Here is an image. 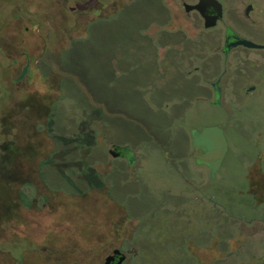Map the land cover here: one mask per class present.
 <instances>
[{
    "label": "rangeland",
    "instance_id": "obj_1",
    "mask_svg": "<svg viewBox=\"0 0 264 264\" xmlns=\"http://www.w3.org/2000/svg\"><path fill=\"white\" fill-rule=\"evenodd\" d=\"M182 2L191 0H0V204L9 197L2 189L16 187L18 197L0 218V243L25 242V264H103L115 248L122 264H151V251L154 264H178L176 245L189 236L179 241L177 231L212 246L213 262L215 242L236 249L248 239L240 233L260 225L248 222L264 217V204L240 192L242 169L264 153L255 135L264 111L257 96L238 94L240 111L214 104L202 64L220 73L226 62L206 42L196 47L206 31ZM227 119L231 152L212 185L193 186L198 170L209 174L191 156V131ZM112 145L134 161L113 156ZM29 188L46 200L24 207ZM199 188L217 209L184 204ZM242 248L223 264H241Z\"/></svg>",
    "mask_w": 264,
    "mask_h": 264
},
{
    "label": "flooded vegetation",
    "instance_id": "obj_2",
    "mask_svg": "<svg viewBox=\"0 0 264 264\" xmlns=\"http://www.w3.org/2000/svg\"><path fill=\"white\" fill-rule=\"evenodd\" d=\"M216 1L220 5L221 14L216 19V22L213 26L207 28L204 27V19L197 9L193 8L189 11L194 14V26L197 29L203 28L204 31H206L207 40L204 39L205 35L200 41L196 40V47L199 48V44L204 45L206 42L207 46L210 49V52H212V50L214 52H217V50H219L222 54V58L226 62V67L220 73H212V70L209 69V65L202 64V75L204 82L207 84V87L202 88L207 92L208 95L212 94L213 91V94L215 96L214 104L218 106L224 105L225 107H228L231 111H240L241 107L243 106L242 101L240 100V98H238V94L244 95L246 98L257 96L259 97L257 106L259 107V109L264 111V0ZM183 3L187 2H182V6ZM198 3L199 0H191V3L188 4L194 6ZM207 9L209 15L211 16L217 13V7L212 6V3L208 5ZM234 38L247 39L256 43L257 45H259V47H246L242 45L228 47L227 45L230 42L234 41ZM221 42L222 45L219 46ZM200 58H202V56H200L198 53L197 55H194L193 60H196L198 62ZM232 60L235 61L233 69H235L236 67V71L229 72L228 67H231L230 62ZM13 62L15 63L16 61ZM25 66H27L28 69V57H26V63L23 67ZM23 67L21 68V71ZM194 68L198 70L200 67L195 66ZM192 81L194 87L198 89L200 87L199 78H194ZM223 87L226 88L231 94V97L229 98L227 103H222L220 100L223 95ZM231 122L232 120L230 121L229 119H227L223 120L222 122L216 125L223 129L225 135L226 129L230 126ZM202 128L203 127L194 128V130L191 131V156L196 161H198V163H200L203 167H205L207 173L209 174V179H202V174L198 170L196 174H193L192 178V181L194 182L193 186L195 185L196 187L203 185L208 186V184L212 185V178H216V174L220 171L221 167L223 166L225 158L231 152L230 143L228 141V138H226L225 136V153L220 162V165L212 174L209 163L200 161L194 156L195 153L201 154L205 151L204 146L201 144H199L197 149H195L193 139L194 134L199 133ZM255 135L259 140L264 137V120L262 128L260 130L258 129ZM111 150H113L114 153H117V155H114L115 157L125 158L124 160H126V163H128L129 160L132 162L134 161V156L129 155L128 153L127 155L126 153H123L122 147L112 145ZM257 153L258 157L256 159L254 158L253 161L250 160L247 167L242 169L245 171L243 174L245 175L246 190H244V192L243 190L240 192V194L242 195L244 193L246 194V196L249 198L250 203L255 208H259L262 206V204H264V169L260 165V161L261 159H263L264 153H262L261 150H257ZM61 163L56 164L60 165ZM197 190L201 192L202 196L197 194L198 192L196 193L195 190H193V196L190 199L185 200L184 204H187V206L189 207L191 206L192 201L195 200L200 203H206V207L210 211L212 210V208L217 209V205L215 204V202L212 205V193L210 192V190L207 191L203 188H199ZM182 209L183 204L180 207V210H178V217L179 219L186 220V218L182 216L183 211L186 210L182 211ZM258 218L259 219L255 218L254 220H250L248 222V225L250 226L252 224L260 223L258 227L254 228L251 232L247 234L243 232L240 233L241 235L246 236V238L248 239L240 240V242L237 244L236 249L225 248L222 245L218 246L217 242H215V247H217L215 251L219 249L220 255L218 254L217 257H214L213 262L211 253L212 246L204 247L202 245H199L197 240L188 232L184 233L183 231H177V235L181 236V234H184L185 236H189V241L186 244H184V242H178L176 245L178 264H223L228 259V257L234 254L239 255L240 251L244 250L242 247L245 248L246 258H244L243 260L241 258V264H264V217L259 216ZM250 238L256 239L257 241H248L250 240ZM181 239L182 236L179 241H181ZM217 239L221 240V238ZM250 242L251 246L248 247V244ZM118 249L121 251L120 248ZM117 258L118 255H116L114 259L110 261V264H115ZM125 260L126 256L123 262Z\"/></svg>",
    "mask_w": 264,
    "mask_h": 264
},
{
    "label": "water",
    "instance_id": "obj_3",
    "mask_svg": "<svg viewBox=\"0 0 264 264\" xmlns=\"http://www.w3.org/2000/svg\"><path fill=\"white\" fill-rule=\"evenodd\" d=\"M212 3V6L217 7V13L214 15H209L208 5ZM183 7L186 12H189L193 8L197 9L201 16L204 19V27L213 26L216 22V19L220 16L221 10L220 5L216 0H199V3L196 5H191L188 3H183ZM242 45L246 47H259L256 43L242 38H234V41L230 42L227 46H237ZM27 70V66L23 67L21 73L15 78V81L21 80ZM195 149L198 145L201 144L204 146L205 151L201 154H194V156L203 162L209 163L211 167L212 174L220 165V162L223 158V155L226 150V139L223 132V129L218 125L204 126L199 133L194 134L193 136ZM112 151V152H111ZM110 153L114 156L117 153H114L113 150H110ZM118 255L117 261L115 264H121L125 259V255L121 253L118 248L113 249L103 260V264H110V261Z\"/></svg>",
    "mask_w": 264,
    "mask_h": 264
},
{
    "label": "trees",
    "instance_id": "obj_4",
    "mask_svg": "<svg viewBox=\"0 0 264 264\" xmlns=\"http://www.w3.org/2000/svg\"><path fill=\"white\" fill-rule=\"evenodd\" d=\"M47 161L48 160L41 161L40 167L42 168V165L47 163ZM40 167L38 171V176L42 178L41 175H42L43 168L40 170ZM16 180L17 179H14L13 181H16ZM11 188H12L11 190L2 189L1 191L3 198L5 195H9L6 203L0 204V218L1 219L8 218L10 215H12L16 211V208L13 207V205L17 204V200H18V197L16 198V194H15L16 187L15 189H13V187ZM19 199L22 200V205L24 207H32L34 205L35 200H37V202H44L46 200V195H42V194L39 195L36 190L34 191V189L29 188L28 193L26 192L20 193ZM24 248H25V242H23L21 239H18V238L12 241L0 243V253L4 255V260L5 262H7V264H25L24 254H23ZM153 254L156 255V252L151 251V257L153 261V263L151 264L157 263V260ZM167 264H172V261H169V263Z\"/></svg>",
    "mask_w": 264,
    "mask_h": 264
},
{
    "label": "crops",
    "instance_id": "obj_5",
    "mask_svg": "<svg viewBox=\"0 0 264 264\" xmlns=\"http://www.w3.org/2000/svg\"><path fill=\"white\" fill-rule=\"evenodd\" d=\"M50 160H51V158H50ZM214 246V249H216L217 247H215V244L213 245ZM216 253H217V255L219 254V249H217L216 251H215Z\"/></svg>",
    "mask_w": 264,
    "mask_h": 264
}]
</instances>
